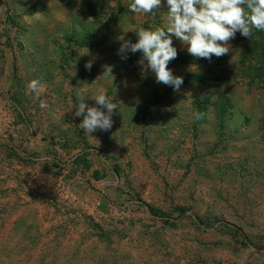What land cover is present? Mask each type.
<instances>
[{"label":"rangeland","instance_id":"374dc122","mask_svg":"<svg viewBox=\"0 0 264 264\" xmlns=\"http://www.w3.org/2000/svg\"><path fill=\"white\" fill-rule=\"evenodd\" d=\"M131 2L0 0V264H264V90L199 88L234 98L224 132L213 111L196 128L188 104L146 120L151 69L119 49L131 30L162 26L167 5L119 10ZM89 34L94 47H80ZM100 92L118 108L111 129L88 134L76 106L83 95L99 107Z\"/></svg>","mask_w":264,"mask_h":264},{"label":"clouds","instance_id":"9594fccd","mask_svg":"<svg viewBox=\"0 0 264 264\" xmlns=\"http://www.w3.org/2000/svg\"><path fill=\"white\" fill-rule=\"evenodd\" d=\"M162 0H132L129 11L135 14H154L161 8ZM167 11L162 26L155 28L139 27L131 31L137 35V41H125L120 53L125 51L142 52L138 62L145 64L155 73L157 83L173 87L179 91L183 78L174 76L168 64L177 58V49L173 46V37L187 46V52L197 58L211 60L212 56L221 57L230 51L229 41L236 33L251 38L253 30L264 31V0H166ZM122 58H126L122 56ZM92 64L85 68L91 70ZM107 71L111 72V68ZM28 90L39 98L45 86L38 79L31 80ZM81 95L75 115L83 116L79 127L88 134L97 129H111L112 114L118 108L114 97L105 92L91 97L99 107L88 106ZM41 108L47 104L41 101ZM106 109V111L102 110ZM204 113H195L197 120Z\"/></svg>","mask_w":264,"mask_h":264},{"label":"trees","instance_id":"16d2710c","mask_svg":"<svg viewBox=\"0 0 264 264\" xmlns=\"http://www.w3.org/2000/svg\"><path fill=\"white\" fill-rule=\"evenodd\" d=\"M129 5L120 6L119 10L130 12ZM114 16L115 14L112 13L107 20L106 34L111 31L110 23ZM96 42L97 36L89 34L82 41L80 47L92 48ZM237 45V56H235V62L232 66L228 64L231 60L230 57H232L230 52L221 57L212 56L211 60H208L204 58L197 59L191 56L187 49L175 47L178 52L177 58L172 60L168 67L180 68L181 70L195 69L194 71L188 70V73L182 72L180 75H174L183 78V84L179 91H174L173 87L169 85L157 83L155 74H152V70H150V78L147 85L151 90L153 101L144 108L143 117L146 120H150L156 106L161 107L163 105L165 108L172 109V107L176 108L180 105L188 104L194 121H197V124H195L196 128L199 124L205 123L211 111H213L220 129L224 132L228 122L233 118L235 111L234 98L227 91L211 94L198 92L199 88L209 85H215L216 87L221 85H245L249 89L264 90V31L253 30L251 38H246L239 32ZM225 64L229 66L228 69L224 70L226 71L225 74H220L213 68L216 65L223 66ZM186 89H193L196 93L185 94ZM197 112L204 113L203 119L197 120L195 118V113ZM249 121L250 118L246 117V123ZM177 209L181 214H185L188 211L186 208ZM148 210L152 215H162L159 209L152 206H148ZM201 222L203 223L202 220H200ZM237 232L241 233L240 230ZM233 235L236 236V233Z\"/></svg>","mask_w":264,"mask_h":264}]
</instances>
